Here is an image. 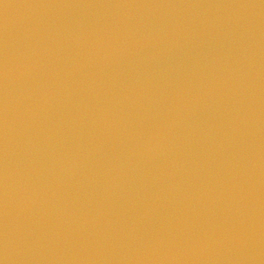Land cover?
Segmentation results:
<instances>
[{
  "label": "water",
  "instance_id": "1",
  "mask_svg": "<svg viewBox=\"0 0 264 264\" xmlns=\"http://www.w3.org/2000/svg\"><path fill=\"white\" fill-rule=\"evenodd\" d=\"M5 243L8 264H264V3L0 0Z\"/></svg>",
  "mask_w": 264,
  "mask_h": 264
},
{
  "label": "clouds",
  "instance_id": "2",
  "mask_svg": "<svg viewBox=\"0 0 264 264\" xmlns=\"http://www.w3.org/2000/svg\"><path fill=\"white\" fill-rule=\"evenodd\" d=\"M3 79L5 81V86L7 87V81L9 77V69L7 66V63H5L4 68H3ZM7 102H5V107H6ZM0 264H8V256H7V244L5 243V249H4V255L3 257H0Z\"/></svg>",
  "mask_w": 264,
  "mask_h": 264
},
{
  "label": "snow or ice",
  "instance_id": "3",
  "mask_svg": "<svg viewBox=\"0 0 264 264\" xmlns=\"http://www.w3.org/2000/svg\"><path fill=\"white\" fill-rule=\"evenodd\" d=\"M261 3H264V0H261Z\"/></svg>",
  "mask_w": 264,
  "mask_h": 264
}]
</instances>
